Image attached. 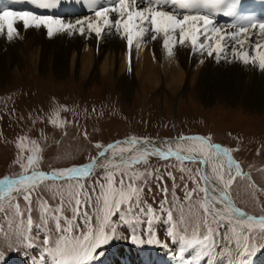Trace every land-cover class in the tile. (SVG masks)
Returning <instances> with one entry per match:
<instances>
[{
    "label": "snow or ice",
    "instance_id": "6c2138e0",
    "mask_svg": "<svg viewBox=\"0 0 264 264\" xmlns=\"http://www.w3.org/2000/svg\"><path fill=\"white\" fill-rule=\"evenodd\" d=\"M29 2L50 9L61 0ZM239 2L106 0L101 6L100 0H85L94 15L67 23L5 6L0 9V36L6 35L8 42L22 38L16 27L20 22L25 30H46L49 38L117 35L126 41L129 62L133 47L139 50L150 38L162 42L169 58L183 48L199 55L200 64L238 63L264 74V19L237 15ZM257 6L264 8V0ZM220 11L233 22L217 26L214 17ZM254 36L259 38L255 43ZM49 122L63 127L58 113ZM83 136L88 140L87 132ZM25 140L18 143L21 153ZM93 147L98 151L88 162L46 173L39 170L42 149L32 141L26 162L23 155L15 160L20 173L0 179V248L10 241L27 248L39 243L47 264H94L97 250L116 239L122 226L131 229L127 238L133 244L145 243L142 237L147 244H159L153 225L161 220L168 225L167 237L178 245L180 264L186 256L187 264H250V257L264 248V215L249 214L232 195L238 180L256 188L255 180L229 148L213 142L211 133L163 139L133 135ZM165 177L172 181L171 196ZM153 184L162 199L153 194L149 203L146 195Z\"/></svg>",
    "mask_w": 264,
    "mask_h": 264
},
{
    "label": "rangeland",
    "instance_id": "374dc122",
    "mask_svg": "<svg viewBox=\"0 0 264 264\" xmlns=\"http://www.w3.org/2000/svg\"><path fill=\"white\" fill-rule=\"evenodd\" d=\"M16 27L22 38L8 42L6 35L0 36V179L20 173L15 160L23 155L26 162L32 141L42 149L39 170L50 171L88 162L97 154L96 142L211 133L214 143L235 149L242 169L264 189V74L258 70L212 60L200 64L199 55L183 48L169 58L162 42L150 38L139 50L133 47L129 62L126 41L117 35L49 38L44 29L25 30L22 22ZM104 60L107 71L102 73ZM138 67L147 73L142 81L134 75ZM149 76L156 77L155 84H147ZM57 113L63 127L49 122ZM21 138L27 145L23 153ZM165 183L171 196L172 181L165 177ZM257 189L238 180L232 195L239 207L260 215L264 190ZM153 194L162 199L155 184L146 195L149 203ZM177 194L183 198L180 189ZM167 228L163 220L154 222L159 244H147L142 237L145 243L138 245L127 238L131 229L122 226L116 239L97 250L94 264H180L178 245L167 237ZM0 252V264H47L39 243L27 248L10 241ZM250 264H264V248L250 257Z\"/></svg>",
    "mask_w": 264,
    "mask_h": 264
},
{
    "label": "bare ground",
    "instance_id": "6f19581e",
    "mask_svg": "<svg viewBox=\"0 0 264 264\" xmlns=\"http://www.w3.org/2000/svg\"><path fill=\"white\" fill-rule=\"evenodd\" d=\"M102 1V4H101V6L102 5H104L105 3H106V0H101ZM9 7L11 10H13V11H29L26 7H24V6H22V5H16V4H14V5H9L8 3H6V2H4V1H2V0H0V9H2L3 7ZM70 10H72V8H69ZM65 10H68V8H66ZM30 12H32V11H30ZM74 12V11H73ZM34 13V12H33ZM36 14V13H35ZM48 14H51L50 12H48ZM39 15H44V14H39ZM92 15H94V13L93 12H91V13H88V14H85V15H82V16H75L74 18H67V17H65V16H63V15H61V14H57L56 16H52V15H50V16H52L53 18H59V19H63L66 23L67 22H74L76 19H84V18H86V17H89V16H92ZM216 23V25L217 26H225V25H223L222 23H219V22H215ZM257 39H259L258 37H252V42L253 43H255L256 42V40ZM144 51H145V49H143ZM143 51V52H144ZM177 53V52H176ZM178 55V54H177ZM82 59V58H81ZM126 59V56L123 58V60H122V63H121V65H120V70L122 71V70H124V68L126 67V64H125V60ZM181 59V58H180ZM167 63V62H166ZM181 63V62H180ZM178 64V63H177ZM183 64V63H182ZM102 67H99L100 68V70H101V72L103 73H105L106 71H107V68H104V66H105V60L102 62ZM176 65V64H175ZM180 65V64H179ZM170 67V66H169ZM169 67H166L165 66V68L166 69H168ZM177 67V66H176ZM145 68V67H144ZM143 68L141 67H138V68H136V70L134 71L135 72V76L137 77V78H139L141 81L142 80H144L145 79V76L144 75H146L144 72H145V70H142ZM151 69V68H150ZM172 69H174V68H172ZM180 69V68H179ZM178 69V70H179ZM112 70V67L110 66L109 67V72ZM176 70V69H175ZM147 71V70H146ZM181 71V70H180ZM100 72V73H101ZM148 72V71H147ZM183 72V71H182ZM121 73V72H120ZM150 73V72H149ZM166 73H168V72H166L165 71V75H169V74H166ZM171 73V72H170ZM175 73H176V71H175ZM205 73H206V70H205ZM128 74V73H127ZM156 74V73H155ZM214 74V73H213ZM106 75V74H105ZM149 75H151V74H149ZM157 75V74H156ZM173 75V74H172ZM185 75V74H184ZM188 75V74H187ZM200 75V74H199ZM222 75V74H221ZM111 76H113V75H111ZM171 76V75H170ZM174 76V75H173ZM189 76V75H188ZM235 76V75H234ZM114 77V76H113ZM168 77V76H167ZM184 77V76H183ZM223 77V76H222ZM231 77V76H230ZM115 78V77H114ZM133 78H135V77H133ZM154 78H156L155 76H154ZM154 78L153 77H148L147 78V84L148 83H154L155 84V82H154ZM170 78V77H169ZM175 77H171V80L172 79H174ZM228 78V77H227ZM120 79V78H119ZM176 79H178L179 80V78H176ZM231 79V78H230ZM235 79V78H234ZM117 80V79H116ZM121 80V79H120ZM182 80V79H181ZM119 81V80H118ZM127 81H128V79H127ZM185 81V80H184ZM221 81V80H220ZM124 82V81H123ZM161 82V81H160ZM223 82V81H222ZM231 82V81H230ZM236 82V81H235ZM138 83V82H137ZM174 83V82H173ZM158 84V83H157ZM156 84V85H157ZM178 84V83H177ZM230 84V83H229ZM122 85V84H121ZM143 85V84H142ZM179 85H181L180 83H179ZM150 86V85H149ZM143 88V87H142ZM181 88V87H180ZM183 88V87H182ZM218 89V88H217ZM220 90V89H219ZM218 92V91H217Z\"/></svg>",
    "mask_w": 264,
    "mask_h": 264
}]
</instances>
